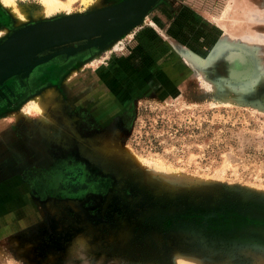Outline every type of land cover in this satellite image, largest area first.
Segmentation results:
<instances>
[{
	"label": "rangeland",
	"instance_id": "374dc122",
	"mask_svg": "<svg viewBox=\"0 0 264 264\" xmlns=\"http://www.w3.org/2000/svg\"><path fill=\"white\" fill-rule=\"evenodd\" d=\"M121 1L76 0L68 13L42 20ZM234 1L228 0L213 19L221 29L190 18L192 24L189 13H174L176 21L179 17L192 25L180 40L189 46L178 45L171 67L166 66L171 58L165 49L157 48L154 56L135 46L137 56L143 53L147 73L151 65H165L159 66L161 82L140 98L135 92H121L118 117L107 124H96L86 110L81 112L79 130L98 128L97 135L73 132L75 122L73 126L62 116L69 129H63L62 140L68 147L78 138L81 152V144L94 146L97 139L107 138L108 158L92 160L82 152L87 158H81L77 147L67 149L63 159L81 162L93 178V184L76 195L38 188L35 175L25 177L45 207L12 218L0 214V264H264V0H243L238 23L221 24ZM18 2L32 9L40 6L39 0ZM171 3L159 0L142 20L154 21L166 11L163 6L176 12ZM3 8L0 18L8 23L11 17L12 25L4 26L8 31L0 42L15 28L41 20L15 26ZM222 38L226 42L218 47ZM127 46L117 39L84 47L68 56V67L85 68L86 73L91 69L94 76L87 85L105 80L108 89L102 99L109 100L114 90L107 81L108 61L124 63ZM232 49L245 53L250 64L237 78L226 68ZM75 70L71 74L78 75ZM118 76L126 78L123 71ZM115 111L111 106L97 114L113 116ZM54 157L61 156L55 152ZM16 194L0 187L5 202L0 205L14 203Z\"/></svg>",
	"mask_w": 264,
	"mask_h": 264
},
{
	"label": "crops",
	"instance_id": "0c3cea01",
	"mask_svg": "<svg viewBox=\"0 0 264 264\" xmlns=\"http://www.w3.org/2000/svg\"><path fill=\"white\" fill-rule=\"evenodd\" d=\"M171 1V5L175 3L177 6H174L176 12H172L169 6H163L167 12L162 9L154 21L144 20L120 36L119 41L127 43L129 52L125 55L122 64L116 58L108 61L111 77L107 78V81L112 83L114 90L113 96L108 99L117 107L120 106L117 101L120 100L121 92H135L134 97L140 98L146 92L157 90L158 84L161 82L162 73L160 75V72L162 71H159V66L165 67V65H151V72L148 70L147 73L146 69L149 68H146L143 63V53L138 52L139 56H137L135 54L137 52L133 50L135 46L140 50L146 48L147 55L152 53L154 56L157 48L165 49L170 54L167 58H171V63L166 66L171 67L175 57L174 51L179 50L178 45L189 46L180 40L182 35L187 32L185 28L188 29L189 25L194 24L190 18L201 21L206 26L215 25L220 28L213 19L222 14L228 2V0ZM3 9L0 6V10ZM174 13L178 16L189 13L188 18L192 24L186 23L183 18L179 19V17L176 21L177 16ZM8 19V23L2 24L0 18V28L11 27V17ZM48 53L51 52H43L39 56ZM67 58L65 53L56 54L27 71H20L9 76L0 84V187L6 185L17 192V196L13 197L14 203L10 202L8 206L0 205V214H9L10 218H12V214H36L38 212L39 201L33 197L30 182L24 178L26 171L33 168L49 169L54 160V153L59 152L61 156L59 158L63 159L62 155L71 146L77 147L79 157L87 158L80 152L78 138L69 147L62 140L65 137L62 135L63 129H66V132L69 131L67 127H64L63 115L65 118L71 119V124L75 122L74 127L71 125L73 132H78L82 136L98 134V132H91L83 135L79 132L78 108H86L95 114L93 102L94 100L98 102L104 97L108 84L105 80L100 82L94 80L87 85V80L91 81L94 76L91 69L86 73V69L81 68L78 75H73L71 74L72 70L78 69V66L70 68L64 66ZM121 71L126 77L124 80L118 76ZM147 74L149 77L144 78V75L147 76ZM69 75L71 76L68 79ZM46 87H54L55 91L57 90L54 101H59L60 109L54 112L51 111V108L48 109L49 116L54 122L47 123V121L40 120L42 118L35 112H32L31 119L26 118L22 114L26 105H28L27 111L30 109V97ZM116 115H118L117 112ZM4 157L7 160L3 159ZM0 202L4 201L0 199Z\"/></svg>",
	"mask_w": 264,
	"mask_h": 264
},
{
	"label": "water",
	"instance_id": "95a60500",
	"mask_svg": "<svg viewBox=\"0 0 264 264\" xmlns=\"http://www.w3.org/2000/svg\"><path fill=\"white\" fill-rule=\"evenodd\" d=\"M156 1L123 0L88 13L41 19L15 28L0 42V84L9 76L27 71L56 54L71 56L84 47L112 43L142 22ZM112 34L116 36H110ZM43 52L51 53L39 56Z\"/></svg>",
	"mask_w": 264,
	"mask_h": 264
},
{
	"label": "bare ground",
	"instance_id": "6f19581e",
	"mask_svg": "<svg viewBox=\"0 0 264 264\" xmlns=\"http://www.w3.org/2000/svg\"><path fill=\"white\" fill-rule=\"evenodd\" d=\"M75 1L76 0H39L40 6L38 9H32V8L26 7L25 5L23 6V5L19 4L18 0H0V4L8 10L10 15L14 19V25L17 26V25L22 24V23L26 24L31 20L43 19V18H46L49 16H53L56 13H62V12L68 13L70 8H71V5ZM158 1L159 0H157L154 3V5ZM242 4L244 5L243 0L234 1V4L232 6L229 5V7L226 8V10L223 14V17L219 22H221V24H223V25H225L227 21H232L233 22L232 24H234V23L237 24L238 19L240 17L239 16V10L242 7H244ZM145 13L146 12H144L143 15H145ZM254 13H255V11H254ZM252 19H253V17H252ZM7 31H8L7 27L0 29V36L4 35ZM115 34L117 35V33H115ZM115 34H112L110 36H116ZM114 40H116V39H113V41ZM225 42H226L225 39L222 38L218 42L217 46L219 47L222 44H225ZM232 43H233V41H232ZM216 50H218V49H216ZM244 54L245 53H243L241 50L239 51V50H233L232 49V50H230L228 56L226 57L227 58L226 59L227 60V65H226L227 66L226 67L227 72L231 73L232 74L231 76H233L235 78L242 76L243 74H245L250 69V67H249L250 64H248V62H246V58H245L246 54L245 55ZM192 59L196 63L201 62L200 59H197L194 57H192ZM247 64H248V66H247ZM78 70H80V69L75 70L76 73L79 72ZM228 75H230V74H228ZM67 78L69 79L70 76H67ZM56 91H55L54 87H47V88L43 89V91H41L40 93H37L31 99V104L29 105V108H30L29 111H26V112L24 111V113L22 112L23 113L22 115H25L26 118L31 119L32 112L33 113L35 112V113H37L38 116H40V118H42L40 120L47 121V123H51V122L53 123L54 121L51 118V116H49L48 109L51 108V111H53V112L60 109L59 108L60 107L59 101H54V96L56 94ZM27 108H28V106H27ZM46 113H47V115H45ZM110 143H111L110 140L107 138L97 139V142L94 146H90V145L88 146L86 144H81L82 145L81 152L88 155L92 160H98L100 158L106 159V158H108L107 157L108 153H110V151H109ZM130 155L132 156L133 159H135V161H138V163H140V158L136 157L135 155H132V153H130Z\"/></svg>",
	"mask_w": 264,
	"mask_h": 264
},
{
	"label": "flooded vegetation",
	"instance_id": "af4514ba",
	"mask_svg": "<svg viewBox=\"0 0 264 264\" xmlns=\"http://www.w3.org/2000/svg\"><path fill=\"white\" fill-rule=\"evenodd\" d=\"M1 22L2 24H4L3 21ZM68 63L69 62H67L66 60V62H64V66L68 67ZM100 101H103V102H100ZM93 103H94L93 110L95 114H93L86 108H78V115H79L78 122H77L78 129H80V126L83 127L82 126L83 122L81 123L80 114L81 112L85 110L90 114V116L93 119H95L96 124H99V125L102 122L107 124L108 122L113 121L114 119H116V117H118V115H116V112L118 113L119 107H117V105L112 104L110 99L106 101H104L103 99H100L98 102L97 100H94ZM111 106H115L116 108V111L113 116L101 117L100 115L97 114L98 111L108 110ZM79 132L82 133L83 135H86L87 133H91V132H100V129L93 128V129H89L85 133H83V131H80V130ZM88 169L84 168V165L81 162L76 161L74 158L71 160H67V159H60L58 157H54L52 165L49 169L41 170L38 168H33L24 173V178L25 177L27 178L28 176H31L33 174L35 175L36 179H39L36 184L38 188L39 187H42L44 189L47 188V190H52V192L56 194L64 195V196L76 195V194H79L81 191H83L86 187L88 188L91 185V183L93 184V182L91 181L93 180V178L89 174ZM32 192L33 191L31 188V193ZM38 205L41 208L45 207V206L43 207V204H41L40 201ZM37 213H39V211Z\"/></svg>",
	"mask_w": 264,
	"mask_h": 264
}]
</instances>
